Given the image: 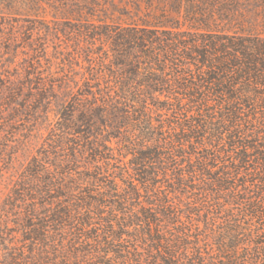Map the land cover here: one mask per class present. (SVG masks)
Instances as JSON below:
<instances>
[{
    "label": "trees",
    "instance_id": "16d2710c",
    "mask_svg": "<svg viewBox=\"0 0 264 264\" xmlns=\"http://www.w3.org/2000/svg\"><path fill=\"white\" fill-rule=\"evenodd\" d=\"M184 21L117 34L99 146L32 160L0 264H264V34ZM80 153L96 164L84 193L68 186Z\"/></svg>",
    "mask_w": 264,
    "mask_h": 264
},
{
    "label": "rangeland",
    "instance_id": "374dc122",
    "mask_svg": "<svg viewBox=\"0 0 264 264\" xmlns=\"http://www.w3.org/2000/svg\"><path fill=\"white\" fill-rule=\"evenodd\" d=\"M162 14L264 34V0H0V215L33 159L68 163L71 145L99 146V100L119 72L111 60L117 34ZM87 157L69 168L68 186L82 193L93 190L83 180L96 166Z\"/></svg>",
    "mask_w": 264,
    "mask_h": 264
}]
</instances>
